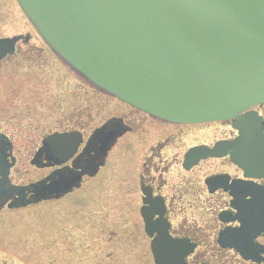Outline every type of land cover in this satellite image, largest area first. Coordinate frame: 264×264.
<instances>
[{"label": "flooded vegetation", "instance_id": "af4514ba", "mask_svg": "<svg viewBox=\"0 0 264 264\" xmlns=\"http://www.w3.org/2000/svg\"><path fill=\"white\" fill-rule=\"evenodd\" d=\"M24 35L29 38L20 40L15 55L1 64L16 61L14 71L27 65L29 69L38 62L49 64L45 51L54 54L36 32L4 33L0 38ZM38 42L42 45H37ZM60 68L66 70L60 64L57 71ZM40 80L46 83L50 78ZM55 80L60 89L50 93L48 112L58 119L31 140L34 147L30 157L21 158L17 135L0 130V135L10 138L17 158L13 180L27 175L19 170L23 166L32 176L36 175L34 181L73 167L95 134L99 137L94 140L91 155L101 158V141L112 140L114 133L123 132L117 136L98 173L84 176L81 187L60 200L68 204L64 223L55 230L62 243L70 244L63 251L67 264H157L153 244L174 246L180 251L175 257H180L183 264H264V230L246 235L255 246L253 253L244 255L221 243L223 232L242 229L237 204L252 201L245 188H264L260 158L246 165L253 169L257 166L259 173L263 171L261 178L249 175L244 169L246 165L236 163L231 157L232 149L224 157L188 158L196 150L212 149L221 141L232 143L242 137L233 120L168 123L81 81L76 80L78 85H70L66 90L64 78ZM70 90H76L71 115L67 108ZM48 91L42 92L43 96ZM254 111L263 117L264 129V105ZM247 117L248 112L243 113L236 121L242 122ZM64 134L72 136L74 142L80 141L72 158L58 165L55 156L49 160L44 155L41 159L44 168L33 166L31 161L43 141ZM3 146L4 140H0V149ZM51 146L60 145L56 142ZM110 181L112 185L120 184L119 190H110Z\"/></svg>", "mask_w": 264, "mask_h": 264}, {"label": "water", "instance_id": "95a60500", "mask_svg": "<svg viewBox=\"0 0 264 264\" xmlns=\"http://www.w3.org/2000/svg\"><path fill=\"white\" fill-rule=\"evenodd\" d=\"M18 1L86 81L162 120L227 119L264 103V0ZM17 41L0 40V60L14 52ZM116 137L101 141V158L91 156L92 140L74 169L29 187L12 185L14 165L4 138L0 210L15 197L10 208L72 192L102 166Z\"/></svg>", "mask_w": 264, "mask_h": 264}, {"label": "rangeland", "instance_id": "374dc122", "mask_svg": "<svg viewBox=\"0 0 264 264\" xmlns=\"http://www.w3.org/2000/svg\"><path fill=\"white\" fill-rule=\"evenodd\" d=\"M11 1L0 0V37L4 33H25L32 29L16 1ZM37 45L42 44L38 42ZM46 51L45 56H48L50 61L46 65H40L38 62L31 64L32 67L29 69L27 65L17 71L12 69L16 63L14 60L0 65V130L7 131L9 135H17L19 141L17 146L23 159L30 157L34 147L32 141L36 138L37 132L52 126L58 119L57 115L50 116L48 112L52 101L50 93L58 92L60 89L55 78H64L66 90H69L70 85L77 86L79 83L70 71L63 68H60V72L57 71L60 67L59 61L51 53L49 55L48 50ZM42 78L50 80L42 83L40 80ZM45 91L49 93L43 96L42 92ZM75 92L76 90L69 91L67 103L69 115L74 110L72 95ZM27 140L32 141L26 143ZM19 170L27 174L26 178L19 179L20 184L34 180L36 175L32 176L26 166L20 167ZM111 185L110 181L109 187ZM119 187L120 184L112 185L110 190H119ZM67 204V201H61L20 212L10 210L1 212L0 264H67L63 251L70 244L62 243L58 231L55 230V227L59 229L61 223H64Z\"/></svg>", "mask_w": 264, "mask_h": 264}]
</instances>
